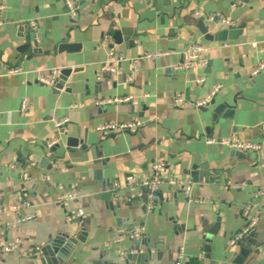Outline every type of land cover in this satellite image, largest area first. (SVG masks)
Listing matches in <instances>:
<instances>
[{"label": "crops", "instance_id": "1", "mask_svg": "<svg viewBox=\"0 0 264 264\" xmlns=\"http://www.w3.org/2000/svg\"><path fill=\"white\" fill-rule=\"evenodd\" d=\"M75 1L78 16L71 19L62 0H0V239L21 240L17 252L0 254V264H55L25 251L45 248L58 234L78 239L61 264H123L121 254L137 242L145 264H174L180 249L183 264H231L238 246L229 241L243 228L247 206L257 223L244 264H264V197H252L264 187V72L250 76L264 58V0ZM202 19L210 35L228 30L224 41H205ZM113 24L126 34L119 46L109 35ZM193 42L208 48L206 66L179 70ZM155 52L167 55L142 59ZM110 53L116 71L100 74ZM54 68L71 70L60 89L36 82ZM10 69L19 73L4 74ZM215 85L214 104L194 110L192 103ZM176 93L184 96L181 107L173 104ZM64 119L59 132L54 122ZM133 120L140 123L135 131H96ZM232 137L261 148L241 153L219 143ZM68 140L78 145L68 147ZM157 161L166 164L165 178L192 179L191 200L163 184L148 212L143 199L130 200L142 189L126 187L125 179L147 176ZM71 187L77 199L56 203ZM20 201L29 205L20 215L34 220L15 223L20 215L12 207ZM77 211L83 216L68 222ZM135 230L140 238L129 240Z\"/></svg>", "mask_w": 264, "mask_h": 264}, {"label": "built area", "instance_id": "2", "mask_svg": "<svg viewBox=\"0 0 264 264\" xmlns=\"http://www.w3.org/2000/svg\"><path fill=\"white\" fill-rule=\"evenodd\" d=\"M62 4L64 7V12L67 14L68 17L71 19H75L78 16V6L75 0H62ZM3 11V7L0 6V14ZM195 16L197 18L202 17L207 22H220L221 24H228V21L224 18L217 16V15H205L201 16L199 13H195ZM29 27L32 28V30L36 29V23L30 22ZM38 39L35 38V43L37 44ZM262 53L264 54V46L262 48ZM209 50L207 47H205L203 44L199 42H193L186 45L184 50L181 53V62L178 66L179 70L182 71H190L193 69H202L206 66L207 58H208ZM166 53L162 52H155V53H147L145 54L142 59H146L149 61H156L164 56H166ZM141 59V58H140ZM140 59L134 60L132 62L134 71L136 70L137 63ZM118 63L117 60H115L113 53H110L109 58L107 62L101 67L100 74L103 73H114L116 71V64ZM264 72V58L260 60L257 64H255L251 70H250V76H256L257 74ZM18 70L10 69L6 71L4 74L6 75H16L18 74ZM2 73L0 72V75ZM62 75V71L59 69H51L46 74H38L36 76V82L44 85L46 87H49L51 89H60V84H62L59 79ZM203 79L198 78L196 80V84H202ZM220 86L215 85L212 88H210L203 96L198 98L196 101L192 103V108L194 110H201L203 108H206L210 105L214 97L219 93ZM130 101L129 99H116L114 100V103H124ZM173 104L176 107H181L184 104V96L180 93L174 94L173 97ZM27 109V102L24 101L22 103L21 110L25 111ZM68 124V120H60L57 122H54V127L57 131H65L66 125ZM140 123L137 120H133L132 122H126V123H107L99 126L96 131L101 134L102 136H109L111 134H121L126 132L135 131L139 128ZM214 140L207 139L206 143L211 144ZM58 142L57 140L52 141L49 143V147H53ZM221 145L226 146L227 148L241 153H247V152H258L261 148L260 144L252 143V142H245L241 141L238 138H226L219 141ZM166 169V164L162 161L153 162L150 165L149 174L143 178L135 179L133 176H128L125 179V186L128 188H134V187H140L142 189L141 193H138L137 195H131L130 200H134V198H139L144 200V206L145 210L148 212L152 211L154 209L155 204L159 201V188L161 185L166 184L171 188H176L179 191H181L186 198L191 200L190 198V190L193 184V181L191 178H165L164 172ZM209 178L212 180V182L217 181V176L215 174H210ZM118 188V185L115 186L113 189L114 191ZM78 195L75 191L74 187H71V189L58 196L56 199V203L59 204H66L67 202L73 201L77 199ZM253 199L264 197V187L255 189L252 193ZM28 203L26 201H20V203H17L15 206L12 207V212H14L17 215H20L24 209L28 207ZM3 211V210H0ZM83 216L82 211H77L75 214H70L67 217L68 222H72L74 220H78ZM242 217L245 220V224L241 231L237 234H235L229 241V246L234 247L238 246L240 242L245 238L250 236L254 230L257 223L256 218H250V207L247 206L242 212ZM34 220V216L32 214H22L20 216H17L15 223L16 224H23ZM127 238L129 240L135 241L140 238L139 231H133L132 233L127 235ZM122 240V238L116 240L115 242L118 243ZM21 247V240H15L14 242L10 244H5L2 242V239H0V254H10L17 252ZM25 254L27 256H41L42 249L40 247H33L28 248L25 251ZM127 257V254H121V260H125ZM183 257V250L180 249L177 254V258L174 264H183L182 262Z\"/></svg>", "mask_w": 264, "mask_h": 264}, {"label": "water", "instance_id": "3", "mask_svg": "<svg viewBox=\"0 0 264 264\" xmlns=\"http://www.w3.org/2000/svg\"><path fill=\"white\" fill-rule=\"evenodd\" d=\"M203 22L204 21L202 19L201 24H199V27H200V33L203 36L205 41H208V42H211L213 40L224 41V39L228 35V30L221 31L213 36L209 34L210 28L208 26H205ZM115 27L116 26L114 24L110 26L109 35L112 37L114 45L119 46L122 44V42H124L123 37H125L126 34L124 30L123 31L116 30ZM236 34L237 33L235 32L233 33L234 36ZM127 44L131 46V42H127ZM24 47H29V46L27 45ZM70 73H71V70L63 71L59 81L63 83L69 77ZM211 104H214L213 100ZM224 106H225L224 104L218 106L216 108L215 113L217 114L220 113L225 108ZM77 145L78 144L76 140L67 141L68 147H76ZM52 150H54V148ZM98 158L100 157L98 156ZM251 238L252 236L245 237L240 242V244L238 245V255L231 262V264H244V262L250 255L251 245L253 246V242H251ZM77 240L78 239L65 236L64 234H58V236L54 238L48 246L42 249L41 257H42L43 263L46 261L50 263L61 264L63 261L66 260L68 254L72 251L73 247L77 244ZM139 244L141 243L140 242L133 243L132 248L129 250L130 253L125 258L123 264H132V263L145 264L146 263L148 255L145 256V255L139 254Z\"/></svg>", "mask_w": 264, "mask_h": 264}]
</instances>
